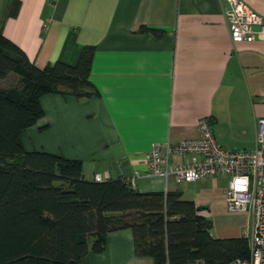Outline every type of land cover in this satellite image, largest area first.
Listing matches in <instances>:
<instances>
[{"label":"crops","instance_id":"obj_1","mask_svg":"<svg viewBox=\"0 0 264 264\" xmlns=\"http://www.w3.org/2000/svg\"><path fill=\"white\" fill-rule=\"evenodd\" d=\"M243 1L264 17V0ZM12 3L0 0L2 34L37 67L57 60L75 64L83 46L96 47L89 79L99 95L43 94L44 115L21 134L26 151L79 159L85 179L96 173L106 180L124 178L138 170V190L183 194L187 189L173 178L148 173L152 145L196 136L201 117L210 119L224 148L238 149L223 136L229 129L249 133L254 144L255 119L264 117V40L233 43L221 0H19L17 13L9 15ZM141 25L164 34L153 37L138 31ZM6 79L0 78L1 87ZM190 200L206 217L215 204ZM219 203L241 222L214 237L250 230V213L229 210L225 192ZM86 260L153 264L134 253L130 229L107 233L104 251L88 252Z\"/></svg>","mask_w":264,"mask_h":264},{"label":"trees","instance_id":"obj_2","mask_svg":"<svg viewBox=\"0 0 264 264\" xmlns=\"http://www.w3.org/2000/svg\"><path fill=\"white\" fill-rule=\"evenodd\" d=\"M19 4L13 0L9 15ZM138 31L164 34L145 25ZM95 48L83 46L75 64L39 68L0 27V78H20L18 86H0V264H87L88 252H103L107 233L121 229L131 230L134 253L153 264L247 257L246 237H214L212 220L178 189L140 191L124 178L85 179L79 159L24 149L22 132L44 115L43 94L99 95L89 79Z\"/></svg>","mask_w":264,"mask_h":264},{"label":"built area","instance_id":"obj_3","mask_svg":"<svg viewBox=\"0 0 264 264\" xmlns=\"http://www.w3.org/2000/svg\"><path fill=\"white\" fill-rule=\"evenodd\" d=\"M223 15L233 43L264 40V17L243 0H221ZM198 134L177 143L154 144L146 153L148 173L176 182H194L208 177H227L225 200L232 211L252 215L251 228L243 232L249 245L247 257L219 264H264V117L255 119L252 150L224 148L214 135L210 119L201 117ZM140 175L134 170L124 179L134 184ZM95 180L104 179L96 173ZM193 264H211L198 259Z\"/></svg>","mask_w":264,"mask_h":264},{"label":"rangeland","instance_id":"obj_4","mask_svg":"<svg viewBox=\"0 0 264 264\" xmlns=\"http://www.w3.org/2000/svg\"><path fill=\"white\" fill-rule=\"evenodd\" d=\"M6 76L5 87L18 86L20 84V78L16 74L9 73ZM222 132L224 137L232 139V148L246 150H252L254 148L249 133H245V131H240L238 129H229ZM248 141H250V143H247ZM169 179L172 180V177ZM188 183L189 184L175 182V184L180 186L181 189H187V191H184L182 194V198L192 199L193 197H203L209 201H215V204L207 209L208 217L213 222V228L211 230L213 235H222L226 232L233 231V228L239 225L241 220L235 215L227 212L226 208L219 203V195L223 194L227 187L224 177H209L197 183Z\"/></svg>","mask_w":264,"mask_h":264}]
</instances>
